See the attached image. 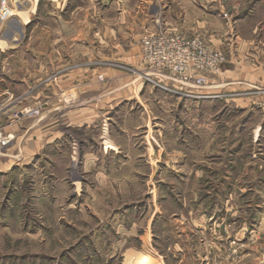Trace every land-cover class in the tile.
<instances>
[{"label":"rangeland","instance_id":"1","mask_svg":"<svg viewBox=\"0 0 264 264\" xmlns=\"http://www.w3.org/2000/svg\"><path fill=\"white\" fill-rule=\"evenodd\" d=\"M16 1L26 3L12 4ZM63 2L40 0L17 45L0 50V264H125L128 248L141 247L139 237L147 228L154 232L156 250L167 254L181 244L190 264L264 261V125L253 130L264 124V115L247 110L241 118L228 110L211 118L199 112L195 106L201 100L170 91L181 85L161 84L166 74L179 84L172 73L159 74L144 63L147 35L140 37L141 57L135 64L128 53L111 50L121 38L112 32H118L117 18L95 21L104 5L68 0L62 10ZM76 11L89 15L81 31L75 26L80 21ZM94 21L97 25L91 26ZM79 70L87 78H80ZM68 72L77 75L72 83H65ZM208 75L217 73L198 75L206 79L203 88ZM263 90L255 87L249 93ZM119 97L120 113L102 129L76 127L102 115ZM101 117L104 122L108 115ZM19 123L24 128L11 138L9 126ZM38 130L63 136L30 166L15 165L4 173ZM100 134L106 143L111 136L135 150L130 158L123 152L105 158L104 179L95 166L83 163L84 152L99 150ZM101 144V151L110 149ZM212 213L217 219L199 234L194 219ZM253 219L244 242L223 245ZM165 257L166 264L181 262ZM141 260L152 262L146 256Z\"/></svg>","mask_w":264,"mask_h":264},{"label":"crops","instance_id":"2","mask_svg":"<svg viewBox=\"0 0 264 264\" xmlns=\"http://www.w3.org/2000/svg\"><path fill=\"white\" fill-rule=\"evenodd\" d=\"M7 1L18 13L12 19L3 22L2 27H0V50L6 51L17 45V35L22 34L23 28L31 23V19L38 11L40 0H25V4H19L21 2L18 1L12 4L13 0ZM50 1L56 2L57 0ZM97 2L99 5H104L99 11L108 12L115 8V13L98 12L99 14L96 15L99 17L95 20L98 22L102 16L103 20L100 21H104L107 16L117 18L119 26L114 29L122 33L115 30L112 32L120 34L122 39L119 37L116 40L117 42L111 44L112 52L124 51L128 53V60L135 62V64L139 63L141 57L140 37L155 33L160 29L178 32L187 37H201L209 45L226 55L227 62L222 70L217 75H208V86L202 89H184L185 93L188 94L207 96L204 99H199L201 101L196 103L195 107L199 109V112L202 109L210 114L211 118L219 116V112H222L223 115L229 114L228 110L230 114L239 115L241 118L246 116L247 110L253 113L248 112V115H261V113L264 115V90L260 93H249L255 87L264 89V0H97ZM67 3L68 0H64L62 10L68 8L69 5L66 7ZM116 10L118 11L116 12ZM82 12H73V15L80 19L79 24L75 23L77 30L79 27L78 31H81L84 27V25H81L82 19L89 16L87 13ZM95 21L91 26L97 25ZM68 23L64 22L65 35L68 32ZM129 40L130 43L126 45L125 43ZM79 71L80 78H87L84 71ZM220 73L222 74L220 75ZM76 78L77 75H71V72H68L65 76V83H72ZM171 81L173 80L169 77V74L161 77L162 85L178 89L180 84ZM51 94L54 95L55 93L51 92ZM121 98L114 100L110 107L102 113V115L106 114L110 117H105L104 122V117L102 119V115L97 113L94 118L81 120V124L76 127L95 126L102 129L106 120L111 121L114 119V115L120 113V105L123 102ZM132 98L140 100L142 97ZM179 102L177 101L175 104H179ZM129 120H131V117H129ZM246 120L247 117L243 122ZM214 122L216 123L215 120ZM238 125L241 124L235 126ZM263 125L262 122H259V124L253 126V130H256L257 126V128H263ZM23 128L24 126L20 123L19 125L9 126L10 137L13 138L16 135L14 131ZM124 128L127 127L123 126L122 129ZM40 131L38 130L31 139L26 140V144L20 149L18 155L12 157L13 160L9 162L11 165L4 169V173L15 165L30 166L43 151L59 144L58 141L63 136L60 132L56 133L52 130L47 131V134L40 133ZM126 132V130L123 131V133ZM108 139L109 141L106 143L105 137L103 138L101 134L98 137V140L102 141L101 143L110 147L109 150L102 149L103 151H101L100 145L102 144L99 143V150L95 153L88 151L83 153V163L89 167L95 166L97 176L102 177L101 179L105 177V172L101 168L105 158L110 155L119 156L121 152L125 154L124 157L130 158V153L132 154L135 151L134 147L122 146L120 141L115 142L111 136ZM234 216H236V213ZM206 217V219L196 218L194 219L195 223H192L194 228L197 231L199 230V234H203L201 230H205L207 222L217 219L215 213ZM254 220L244 221L239 226L240 230L236 232V236L226 237L229 241L223 242V245L231 246L232 240L234 243L238 242L239 244L244 242L246 230ZM143 231L142 237L144 238L139 237L141 247L128 248V257L125 264H143L141 257L144 256L151 259L152 262L148 264H166L165 256L169 255L175 259L181 258L183 254L181 244H175L173 248H168L169 252L167 254L165 250L162 253L163 251L156 250L152 245L155 237L152 228ZM132 232L133 230L129 233ZM190 259L186 258V255L185 257L182 256L181 262L178 264H190ZM259 264H264V261Z\"/></svg>","mask_w":264,"mask_h":264},{"label":"built area","instance_id":"3","mask_svg":"<svg viewBox=\"0 0 264 264\" xmlns=\"http://www.w3.org/2000/svg\"><path fill=\"white\" fill-rule=\"evenodd\" d=\"M11 12L12 9L5 1H1L0 24L12 16ZM142 52L143 61L147 66L159 74L172 73L180 82L181 88L170 90L173 94L193 100L204 99L207 96L185 93L183 87L202 89L206 79L198 75L204 72L219 73L227 62L226 55L204 39L200 37L188 39L178 32L164 29L145 36Z\"/></svg>","mask_w":264,"mask_h":264},{"label":"bare ground","instance_id":"4","mask_svg":"<svg viewBox=\"0 0 264 264\" xmlns=\"http://www.w3.org/2000/svg\"><path fill=\"white\" fill-rule=\"evenodd\" d=\"M11 13H12L11 15H16L18 12L17 11H14V12L12 11Z\"/></svg>","mask_w":264,"mask_h":264}]
</instances>
